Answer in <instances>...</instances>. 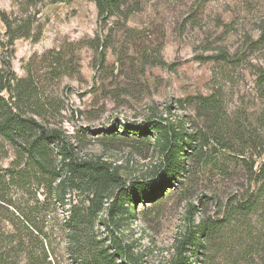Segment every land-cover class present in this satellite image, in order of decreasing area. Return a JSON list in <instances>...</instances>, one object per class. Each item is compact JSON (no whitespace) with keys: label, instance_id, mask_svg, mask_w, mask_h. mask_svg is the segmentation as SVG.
<instances>
[{"label":"rangeland","instance_id":"rangeland-1","mask_svg":"<svg viewBox=\"0 0 264 264\" xmlns=\"http://www.w3.org/2000/svg\"><path fill=\"white\" fill-rule=\"evenodd\" d=\"M127 6L129 12L123 11L131 14L126 20L111 18L102 26L91 0H0V14L25 36L12 49L0 47V70L2 58L12 50V73L34 84L31 102L37 104V120L60 137L50 145L55 163L60 162L58 148L64 146L77 160L100 164L116 175L124 182V192L154 181L162 156L153 147L152 135L147 142L133 135V129L163 120L208 137L212 116L195 99L212 95L230 124L251 126L264 143L259 125L264 91L257 84L258 70H264V0H127ZM4 33L0 19L1 42H6ZM221 136L225 142L209 141L198 159H187L186 173L175 189L161 192L154 201H137L132 211L117 215L116 237L138 264H170L183 236L206 222L215 232L198 238L192 264L264 260V246L256 240H264L258 238L257 218L244 223L239 215H230L238 201L256 190L247 167L253 161L255 167L264 163V154L250 159V151L240 156L223 149L228 135ZM227 144L236 148L235 141ZM195 147L187 155H197L199 144ZM14 160L15 150L0 138V168ZM28 182L9 190L12 206L36 218L48 236L53 264H74L64 222L71 206L89 208L92 192L87 201V194L68 190L61 202L32 177ZM119 192L107 188L103 209L94 216L88 213V252L94 249L89 245L93 240L113 252L109 231L114 228L107 222V209ZM37 201L47 206L44 211ZM187 250L184 256L190 257L192 249ZM116 263L128 264L118 256Z\"/></svg>","mask_w":264,"mask_h":264},{"label":"trees","instance_id":"trees-1","mask_svg":"<svg viewBox=\"0 0 264 264\" xmlns=\"http://www.w3.org/2000/svg\"><path fill=\"white\" fill-rule=\"evenodd\" d=\"M91 1L95 5L98 21L102 26L111 18L123 17L126 20L131 14L123 11L125 9L129 12L131 9L127 6V0ZM0 19L5 26L6 38V42L0 41V47L12 49L14 42L25 36L18 28H12L10 21L3 14H0ZM11 54L12 50L8 56L2 58V69L0 70V138L15 150V160L8 167L0 168V264H53L49 260V248H47L48 244L46 245L48 236L43 228L36 222L35 217H29L13 207L12 201L8 198V192L12 187L30 185L29 182L26 183L29 177L44 188L51 190L55 199H60L61 202L68 190L87 194V201L88 191L93 194L89 208L71 206L67 220L64 222L63 232L68 238L67 252L71 263L117 264L116 256H118L122 259V263L138 264L130 249L116 237L119 229L118 214L132 211L137 201L140 203L154 201L160 197L161 192L175 189L174 184L176 185L179 178L186 173L187 159L193 156L198 159L203 147L207 146L209 141L223 139L221 136L223 133L228 135L227 141L236 142L235 149L229 146L227 141L223 149L235 150L234 153L240 156L245 155L244 151H250V159L264 154L263 140L254 128L249 125L247 128L236 121L230 124L228 117L221 109L219 100L214 95L207 98L199 97L195 101L212 116L213 131L210 135L202 137L197 131L191 134L182 125H166L162 123L163 120H159L162 122L149 121L136 126L133 129V135L142 137L147 142L152 139L153 147L162 156V160L153 175L154 181L137 183L132 185L131 190L127 189L124 192V182H121L116 175L109 173L100 164L77 160L64 146L58 148L60 162L58 165L55 163L50 145L57 143L60 137L55 131L44 128L37 120L39 114L33 110L37 104L31 102L35 91L34 84L30 78L20 79L14 76L11 71ZM258 71L257 84L260 90L264 91V70L259 68ZM259 125L264 130V110ZM224 128L227 132L223 131ZM124 130L127 133L129 128L124 127ZM149 135H152L150 139L147 138ZM196 144H199L198 154L187 155L186 150L195 149ZM241 161L245 163V159L242 158ZM254 167L255 161L249 164L247 170L250 181L257 188L244 201H238L230 215L233 218L239 215L244 223L255 216L261 226L258 238L261 235L263 239L264 163L258 164L255 169ZM21 181L23 184H19ZM55 183L57 184L53 187ZM112 186L123 192L114 195L107 209V222L114 228V231H109V243L113 252L99 248L94 240L92 243L89 242V245H95L92 246L94 249L88 252V213L94 216L103 209L104 194L107 188ZM38 204L41 203L37 201L36 205ZM41 205V209L36 207L35 211L38 209L44 211L47 206ZM10 207L14 210H10ZM214 232L215 228L207 222L200 225L194 233L188 231L182 238L178 256L170 264H192V261L197 258V248L200 247L198 238L210 237ZM256 240L258 245L260 243L262 247L264 246V240ZM187 247L192 249L189 252L190 257L184 256L189 251ZM261 264H264V260H261Z\"/></svg>","mask_w":264,"mask_h":264}]
</instances>
